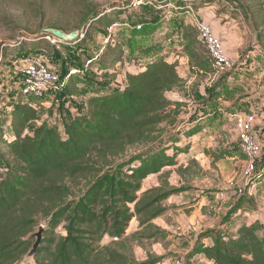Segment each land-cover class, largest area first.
Here are the masks:
<instances>
[{
    "label": "trees",
    "instance_id": "trees-1",
    "mask_svg": "<svg viewBox=\"0 0 264 264\" xmlns=\"http://www.w3.org/2000/svg\"><path fill=\"white\" fill-rule=\"evenodd\" d=\"M140 1L139 6L150 5V0ZM203 1L155 0L153 7L158 17L154 27L156 41L161 39V45L136 73L120 76L112 89L103 86L102 77L93 81L94 75L91 78L87 73H116L125 65V48L113 39H108L98 61L83 76L65 72L62 78L48 67L62 81L58 90L65 101L61 115L47 110L57 103L52 99L54 92L45 100L25 96L19 77L24 101L7 107L8 115L0 124V264L22 261L34 243L33 229L40 225L44 226L42 242L29 264L160 262V258L136 262L131 254L121 252L126 231L134 219L139 228L151 230L150 223L166 210L162 202L186 190L167 189L162 182L142 191V185L149 176H167L170 171L165 169L177 165L179 156L189 154V145L183 143L205 130L202 116L195 124L188 121V125L178 126L186 105L170 101L167 96L182 85V78L178 60L169 61L163 50L176 44L177 57L187 61L188 76L213 80L210 98L214 90H225L224 84L232 75L213 67L192 23L186 21L188 7ZM128 4L132 7V3ZM170 4H176L172 6L173 18L164 15ZM127 5L114 6L110 11L94 9L83 19L90 16V26L96 22L108 30L119 22ZM52 32L55 31H44L39 37L46 41L44 36ZM80 38L86 40L87 35ZM22 41L25 43L8 44L4 54L18 53L24 45L36 44ZM58 44L66 45L64 41ZM148 49L149 53L154 50L150 45ZM87 62L91 64V60ZM197 104L206 109L209 103L203 99ZM214 156L216 160L228 157ZM257 167L254 184L264 179V156ZM250 185L239 195L238 203L249 202ZM155 235L153 232L142 237ZM199 238L211 239L212 245L197 243L187 260L200 254L211 264H264V229L259 223L241 224L234 233L220 226ZM105 239L109 242L103 245Z\"/></svg>",
    "mask_w": 264,
    "mask_h": 264
},
{
    "label": "rangeland",
    "instance_id": "rangeland-1",
    "mask_svg": "<svg viewBox=\"0 0 264 264\" xmlns=\"http://www.w3.org/2000/svg\"><path fill=\"white\" fill-rule=\"evenodd\" d=\"M223 1L226 2V0ZM262 1L264 4V0ZM129 2L132 3V7H129L130 4L127 5ZM140 2V0H0V124H4V118L8 115L7 107H11L16 102L24 101L20 96L18 81L24 61L28 57L44 63L62 78L65 72L70 74L71 70H77L76 75L83 76L86 70L98 61L101 51L105 50L110 38L124 47L126 51L125 65L115 70L116 73L118 71L121 73L100 74V72H97L100 76H96L93 72L87 74L90 77L94 75L93 81L102 77L101 83L103 86H109L108 89H112L120 80V76L123 77L125 73H136L141 64L149 58V55L155 53L158 50V45H161L159 42L161 39L156 41L154 27L158 17V11L153 7L155 0H150V5L146 6H144L145 4L139 6ZM259 2L261 0H241V2L235 3L228 2L232 4L231 7L234 10H227V7H224L225 13L232 15V17L237 14L236 8L239 9L244 19L240 26L244 32L248 28L252 33V37L244 36L245 51L231 59L230 69L220 70L221 73L228 72L232 74L231 78L225 82L223 92L215 90L213 92V95L223 93L222 97L218 98L212 95V98H210L211 91H213V80L211 78L198 79L190 77L183 67L181 71L182 85L167 96L170 101H182L181 103L186 105L180 120L177 122V124L179 123L178 126H181L182 123H188V121H193L195 124L198 118L202 116L205 120V130L197 138L187 141L186 144L183 143V145H189V154L179 156L177 165L166 168L165 171H170L167 176L152 175L143 182L142 191L158 187L162 182L166 184L167 189L185 188L184 192L172 196L184 195L182 202L187 205L178 206L179 202L172 204L170 197L163 201L162 206L165 209L168 207L167 211L150 223L148 227H152V229L149 231L139 228L135 219L130 223L126 231L127 238L124 242V249L121 252L125 250V253L131 254L136 262H144L148 258H160L158 264H162L164 261L168 264L174 262L176 258H180L177 254L168 252L173 249V246L180 243V234L176 231V227L181 226L182 218L192 219L194 213L196 216L205 217L203 213L205 207L212 199V202H214L215 195L218 196L220 192L226 193L229 197L228 201H218L222 203V212L224 213V210L231 207L233 201L244 193L249 184L252 183L248 191L254 186L252 192L249 191L251 196L247 191L249 198H253V191H257V189L264 191V179L254 184L259 168L251 181L246 180L242 175L243 155L234 124L235 113L252 114L256 120H259L260 116L264 114V67H261L264 66V42H262V45L255 44L256 38L260 39V37L256 35L255 38L253 32L255 33L257 28H252V25L249 26L247 17V14H251L252 16L256 15L257 18L258 13L263 11V4L261 7L258 6L260 4H256ZM121 4L127 5V8L123 10L119 22L108 30L102 24L96 22L90 26V16L86 20L83 19L85 15L94 9L98 11L107 9L110 11L118 8L117 6ZM114 6L116 7L113 8ZM172 6L174 5L170 4V8L166 10L165 17L173 18V15H175V9ZM193 8L186 10L190 13L189 16L185 14L187 16L186 21H192V25L194 19H196L194 16L197 17V11ZM230 15L228 16L230 17ZM137 26H141L142 29L138 30ZM44 31H59L56 32L59 36H67L71 41L67 43L68 45L58 44V46L52 47L46 41L40 39L39 35ZM81 35L83 38L87 35V39L80 38L79 40L78 37ZM160 35H162V32ZM22 38L32 40L36 44L24 45L22 51L18 53L8 52L4 54L8 44L23 43ZM170 43H173L172 40ZM222 44L227 48L224 42ZM149 45L153 47V52L149 53ZM232 45L234 44L232 43ZM252 45H256L259 52H256V55H254L255 53L252 54L249 58L248 56L253 50ZM233 49H236V47ZM163 51L172 60L177 57L178 47L176 44L171 48L165 46ZM3 54L6 59H3ZM242 54L243 56H241ZM247 57L249 58L248 63H253V68L257 69H239L237 71L236 67ZM261 57L262 62L259 60ZM99 59L101 60V58ZM87 60H91V64L88 65ZM179 68L181 70L180 66ZM90 69L92 70V68ZM235 71L238 75L236 77L233 75ZM245 74L248 77H245ZM242 75H244V78H242ZM61 84L62 81L58 84V88ZM62 96L63 94H59L58 90H55L52 99L57 100V103L54 104L55 107L49 106L51 102L47 103L46 107H50L47 110L56 111L57 114L61 115L63 102H65ZM203 99L205 103H209L206 109L199 107L197 104L198 101ZM257 134L260 135L259 140L264 146V135L259 132ZM217 154H225L228 157L216 160L214 155ZM262 156L259 159L257 158V165H259ZM239 190L242 192H239ZM172 196L171 198H174ZM196 196H198V199L202 198L204 200V205L201 208L196 206V202L199 201ZM227 202L231 203L228 205ZM205 204L207 205L205 206ZM213 204L217 205L216 202ZM222 212L219 214H222ZM211 217L207 216L206 219ZM216 217L218 218V216ZM195 226L200 228L197 225ZM40 227L44 226L40 225L34 228L32 235L37 233ZM59 232L61 231L58 230ZM153 232L156 235L152 238L142 237ZM134 234L135 238H130ZM34 241L35 238H32V242ZM108 242L109 240L105 239L102 244L106 245ZM184 258H182L181 264H185ZM32 262V259H26L25 256L22 261L16 264H29Z\"/></svg>",
    "mask_w": 264,
    "mask_h": 264
},
{
    "label": "crops",
    "instance_id": "crops-1",
    "mask_svg": "<svg viewBox=\"0 0 264 264\" xmlns=\"http://www.w3.org/2000/svg\"><path fill=\"white\" fill-rule=\"evenodd\" d=\"M258 6L261 7V5L263 4V1L261 0V2L256 3ZM195 5V6H194ZM192 5L191 7H188V9H195V11H197V17L196 15L194 16V18L196 19H202L205 20L206 22H208L210 24V26L212 27L214 34L220 38L227 46V48L225 47L226 50V54L228 56V58L231 60L234 56H238L241 53H243L245 51L244 45L245 42L243 43V39L245 35H248L252 37V33L250 30H248V28L246 26H244L245 28H247V30H245V32L242 30L243 28L240 26V23H242V21H244L243 16L240 14V11L238 8H236L237 10H235L237 12V14H234L233 17L230 14L225 13V9L224 7H227V10H234L231 6L232 4L228 3V2H224L223 0H205L203 2H197L196 4ZM263 11L261 13H258V17L256 18V15H251V14H247L248 17V22H249V26L252 25V28H257V31L253 34L255 35V38L257 37L256 35H258L259 38H256V43L257 45H262V42H264V4H263ZM224 9V11H222ZM210 12V13H209ZM190 13H188V11H186V15H188ZM225 14V15H223ZM228 15H230V18ZM189 16V15H188ZM187 17V16H186ZM192 23V21L190 22ZM248 33V34H247ZM252 42V40H251ZM232 43L234 45H232ZM230 45V46H229ZM234 47H236V49H233ZM253 50L255 51H251L249 54V58L252 54L256 55V52H259V49L256 45H252ZM263 50V49H262ZM243 56V54L241 55ZM247 57L246 60H244L243 62H240V64L238 65V67H236L237 71L239 69L243 70V69H249V70H253V69H257V68H253L254 65L253 63H248L249 58ZM176 59L178 60L179 66L181 67L180 70V74L182 71V67L183 69H185L186 73L188 74V68H187V61L185 58H180V57H176ZM262 57L259 58V60L262 62ZM169 61H172L169 58ZM247 65V66H246ZM244 66H246L244 68ZM262 68L264 66H261ZM237 71H235L233 74L234 77L238 76L236 75ZM233 72V71H232ZM244 78V75H242ZM245 77H248V75ZM231 78V76H230ZM229 78V79H230ZM243 113H235L236 115H241ZM260 133L261 135H264V114L260 116L259 120L255 119L254 123H253V136L255 138V140L257 141L258 145H259V150H258V155L257 158L259 159L263 154H264V146H262V142L259 140V136L257 133ZM254 188V186H252V188L249 190L250 192H252L251 190ZM248 191L249 195L251 196V193ZM247 193V194H248ZM184 194V193H183ZM181 196H177L174 198H171L170 196V202L172 204H175V202H179L177 205L178 206H185L187 205L185 202L183 201L184 195L180 194ZM238 196L234 201H233V205H231V207H229L228 209L223 211V205L220 202H224V201H228L229 197L226 193L224 192H220L218 196L215 195V200L214 202H216L217 205L213 204L214 202L213 199L212 201L207 205L205 204V209H204V214L205 217L201 216V215H197L194 213V217L192 219L186 220L185 218L181 219V226L180 227H176V231L178 232V234H180V243H178L177 245L173 246V249L171 251L168 252H173V254H177L178 257L180 258H176V260L174 262H170L168 264H177L178 261H180V264L182 263V258L185 257V264L187 262V264H211V262H208L202 255L200 254H195L194 256H192L189 260H187L186 256L187 255H191L194 247L197 243H201L204 246H211L212 245V241L209 238H202L200 239L199 237L201 235H203L205 232H207L208 230H214L217 229L218 227H223L225 229H227L228 231L231 232H235L236 228L241 225V224H247L250 225L254 222L259 223V220L261 218H264V191H261L259 189H257V191H253V198H249V202H245L243 204L238 203L239 200ZM196 199L199 200L196 202V206H199V208L202 207V205H204V200L202 198L198 199V196H196ZM167 200V199H166ZM194 201V200H193ZM220 201V202H218ZM231 203V202H230ZM229 202H227V204H230ZM237 205V209H235L234 207ZM168 208V207H167ZM167 208L165 211H167ZM233 211V212H231ZM220 212H222V214H219ZM198 213V212H197ZM163 215V214H162ZM207 216H212L211 218H207ZM218 216V218L216 217ZM227 216H229L228 221L226 222V224L221 225V222L224 218H226ZM160 217V216H159ZM158 217V218H159ZM157 219V218H156ZM155 219V220H156ZM159 222V221H158ZM159 224V223H158ZM195 225L199 226L200 228H197ZM204 227V229H202ZM164 252V251H162ZM162 264H166L165 261L162 262Z\"/></svg>",
    "mask_w": 264,
    "mask_h": 264
},
{
    "label": "built area",
    "instance_id": "built-area-1",
    "mask_svg": "<svg viewBox=\"0 0 264 264\" xmlns=\"http://www.w3.org/2000/svg\"><path fill=\"white\" fill-rule=\"evenodd\" d=\"M193 27L213 63V67L219 70L230 69L231 60L225 52L221 39L214 34L212 27L201 19H194ZM44 39L54 47L59 41H64L66 44L71 41V39L59 36L55 32L45 35ZM77 72V70H71L70 75H76ZM20 82L23 95L35 100H45L52 92L59 90L60 78L42 62L28 57L20 71ZM254 121L255 116L252 114L236 115L234 118L237 138L244 157L242 175L248 181H251L258 169L256 161L259 145L253 136ZM239 192L242 191L239 190ZM259 225L264 229V218L259 220ZM177 264H180V261Z\"/></svg>",
    "mask_w": 264,
    "mask_h": 264
},
{
    "label": "water",
    "instance_id": "water-1",
    "mask_svg": "<svg viewBox=\"0 0 264 264\" xmlns=\"http://www.w3.org/2000/svg\"><path fill=\"white\" fill-rule=\"evenodd\" d=\"M42 234H43V227H40L38 229V232L31 236L32 238H35V241L31 247L30 251L26 255V259H32L36 255L37 250H38V248L42 242Z\"/></svg>",
    "mask_w": 264,
    "mask_h": 264
}]
</instances>
